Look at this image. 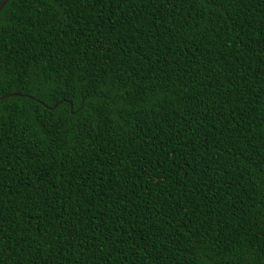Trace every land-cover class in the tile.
<instances>
[{"label":"trees","instance_id":"obj_1","mask_svg":"<svg viewBox=\"0 0 264 264\" xmlns=\"http://www.w3.org/2000/svg\"><path fill=\"white\" fill-rule=\"evenodd\" d=\"M0 264H264V0H7Z\"/></svg>","mask_w":264,"mask_h":264},{"label":"water","instance_id":"obj_2","mask_svg":"<svg viewBox=\"0 0 264 264\" xmlns=\"http://www.w3.org/2000/svg\"><path fill=\"white\" fill-rule=\"evenodd\" d=\"M6 1L7 0H1V2H0V9L3 7V5L5 4Z\"/></svg>","mask_w":264,"mask_h":264},{"label":"snow or ice","instance_id":"obj_3","mask_svg":"<svg viewBox=\"0 0 264 264\" xmlns=\"http://www.w3.org/2000/svg\"><path fill=\"white\" fill-rule=\"evenodd\" d=\"M37 87H39V84L37 85Z\"/></svg>","mask_w":264,"mask_h":264}]
</instances>
